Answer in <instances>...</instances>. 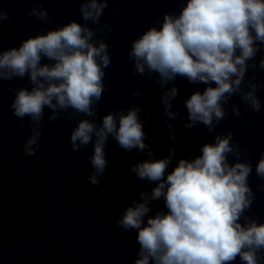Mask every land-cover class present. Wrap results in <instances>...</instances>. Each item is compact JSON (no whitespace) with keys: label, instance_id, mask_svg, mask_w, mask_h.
<instances>
[{"label":"clouds","instance_id":"clouds-1","mask_svg":"<svg viewBox=\"0 0 264 264\" xmlns=\"http://www.w3.org/2000/svg\"><path fill=\"white\" fill-rule=\"evenodd\" d=\"M44 2L32 0L27 15L49 24ZM75 2L83 23L73 19L29 36L19 46H0V87L5 81L25 78L30 85L8 89L14 93L9 109L19 121L13 123L30 131L21 143L24 155L36 154L45 124H54L63 113L66 121L75 123L69 137L71 150L93 147L88 157L90 184L102 182L110 138L124 151L147 157L129 171L152 185L151 190H144L142 183L138 199L119 214L112 209L117 227L136 232L133 264H235L237 260L264 264V222L247 215L255 202L249 182L253 165L232 131L216 132L221 121L243 114L233 97L243 103L244 112L260 114L264 108L258 95L264 80L257 79V73L264 72V0H182L178 12H164L159 26H149L131 41L128 58L134 74L148 77L160 91L161 117L171 141L183 142L172 123L181 115L179 109L173 110L180 95L178 78L204 86L183 100L182 127L191 130L202 125L215 135L200 146L199 154L180 157L175 164L174 147L157 158L146 143L150 117L141 120L139 104L109 111L97 120L105 69L111 64L103 36L114 31L110 23H101V17L114 0ZM119 14L113 9V15ZM5 22H10L9 13L0 6V27ZM133 96L142 93L138 90ZM6 134L0 118V140ZM255 175L264 180V151ZM257 187L264 190V184ZM157 202L163 207L156 209Z\"/></svg>","mask_w":264,"mask_h":264}]
</instances>
